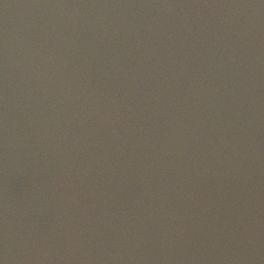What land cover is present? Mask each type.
Here are the masks:
<instances>
[{
	"label": "water",
	"instance_id": "water-1",
	"mask_svg": "<svg viewBox=\"0 0 264 264\" xmlns=\"http://www.w3.org/2000/svg\"><path fill=\"white\" fill-rule=\"evenodd\" d=\"M0 264H264V0H0Z\"/></svg>",
	"mask_w": 264,
	"mask_h": 264
}]
</instances>
